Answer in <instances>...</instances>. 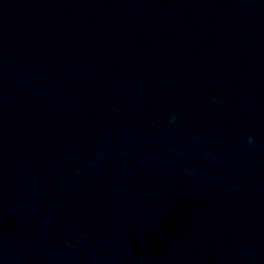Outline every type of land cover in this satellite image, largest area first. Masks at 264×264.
Here are the masks:
<instances>
[{
  "label": "clouds",
  "instance_id": "clouds-1",
  "mask_svg": "<svg viewBox=\"0 0 264 264\" xmlns=\"http://www.w3.org/2000/svg\"><path fill=\"white\" fill-rule=\"evenodd\" d=\"M175 120H176V116L175 115L171 116L170 122H174ZM247 143L250 144V145L255 144L256 143L255 138L252 137V136H249L247 138Z\"/></svg>",
  "mask_w": 264,
  "mask_h": 264
}]
</instances>
